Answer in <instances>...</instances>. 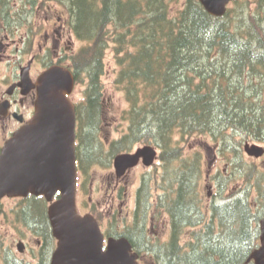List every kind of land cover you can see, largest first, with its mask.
Returning a JSON list of instances; mask_svg holds the SVG:
<instances>
[{
    "label": "trees",
    "instance_id": "trees-1",
    "mask_svg": "<svg viewBox=\"0 0 264 264\" xmlns=\"http://www.w3.org/2000/svg\"><path fill=\"white\" fill-rule=\"evenodd\" d=\"M55 2L67 7L73 32L84 42L73 58L77 81L86 83V100L77 104L84 179L94 164L138 143L160 151L162 171L143 176L132 222L107 232L127 236L157 264H253L248 259L259 245L264 208L255 210L250 186H258L264 198V173L239 162L246 139L264 143V0H234L222 17L209 14L199 0ZM109 49L119 67L114 82L129 107L123 112L127 131L106 145L102 76ZM193 135H207L228 158L231 177L236 170L244 176L246 186L238 195L203 208L202 154H185L182 145ZM155 189L161 192L153 201ZM162 210L169 216V238L153 241L147 224L150 214ZM23 212L31 218L32 211ZM46 212L34 214L45 226L38 234L46 238L42 252L49 257L55 240ZM189 228L191 237L182 242ZM3 260L26 264L10 252Z\"/></svg>",
    "mask_w": 264,
    "mask_h": 264
},
{
    "label": "water",
    "instance_id": "water-1",
    "mask_svg": "<svg viewBox=\"0 0 264 264\" xmlns=\"http://www.w3.org/2000/svg\"><path fill=\"white\" fill-rule=\"evenodd\" d=\"M206 11L223 16L233 0H199ZM75 77L70 69L53 65L38 78L35 113L5 143L0 156V200L4 196L44 195L53 234L58 239L51 264H139V254L126 236L108 238L92 213L80 214L77 208L76 105L70 98ZM245 152L264 155V146L246 143ZM157 149L144 145L135 152L114 158L118 177L141 161L154 164ZM60 193V197L55 198ZM261 245L249 261L264 264V217L260 220ZM23 250L22 242L18 244Z\"/></svg>",
    "mask_w": 264,
    "mask_h": 264
},
{
    "label": "rangeland",
    "instance_id": "rangeland-1",
    "mask_svg": "<svg viewBox=\"0 0 264 264\" xmlns=\"http://www.w3.org/2000/svg\"><path fill=\"white\" fill-rule=\"evenodd\" d=\"M55 4L59 5L63 10L67 8L60 3L55 2ZM25 25L21 24L23 32L27 29ZM79 45L80 42L76 41L75 47ZM14 49L15 46L11 51H14ZM113 55V51L109 49L105 57L106 73L102 76L105 117L101 129V137L106 145H109L113 139L120 137L127 131L128 127L126 120L123 119V112L128 109L129 104L125 98L124 92L119 90L114 82L119 67ZM85 89V82L76 83L74 92L71 95L76 103L86 100L84 99ZM177 135L176 139L180 138L178 133ZM245 142L254 143L255 141L246 139L244 143ZM260 144L264 145V143ZM182 145L185 147V154L195 152H201L202 154V177L199 179L198 190L203 208L214 199L223 201L225 200L224 198L238 195L242 188L246 186V180L243 175H240L238 170H236L237 174L231 177L233 174V164L229 163L225 155L216 152V149L211 145L207 135H193L187 137L185 141L182 142ZM139 147H143V144H136L131 151L135 152ZM242 149L244 157L239 164L244 167L255 165L261 173H264V156L260 158L249 156L244 150V144ZM159 152L160 151H158V153ZM115 156L103 163L94 164L88 171V177H86L85 180L82 174V178H79L81 184L80 187L78 186L77 192L79 211L81 213L93 211L96 218L102 223L103 228L107 227L112 230V227L124 229L127 224L132 222L133 211L136 204V192L143 181V176L151 173L160 175V171H162L161 160L159 157H156L152 166L146 167L141 162L138 166L132 168L126 176L118 177L114 167ZM250 189V201H253L254 204L257 203L254 206L255 210L257 211L258 209L257 205L261 209L264 208V198L258 186H250ZM245 191L247 194L248 189ZM158 192H161V190H154L152 197L153 201ZM220 193L225 197H221ZM15 203V200H6L4 208L8 210V208L15 205ZM260 215L263 216L261 212ZM27 216H29V214L22 211L19 215V217L22 218L20 221L18 217H14V211H2L0 213V264H3V250L7 247V250H9L8 252L20 260L31 262L36 260L35 254L39 248L38 240H40L41 237L40 234L36 232L38 231L37 228L34 229L30 227L32 219H26ZM258 224H260V222H258ZM191 229L192 228L187 229L186 233L182 235V242L187 241L191 237ZM147 230L149 235L152 236H150V238L153 241H156L155 239L166 241L170 234L169 216L163 210L160 211L159 215L150 214ZM20 241H22L24 245L23 252H20L18 249V243ZM55 245L56 243L54 241V246ZM141 254L146 256V261L151 262V264H157L150 253L142 252ZM146 261L143 260L142 264H147L144 263Z\"/></svg>",
    "mask_w": 264,
    "mask_h": 264
},
{
    "label": "flooded vegetation",
    "instance_id": "flooded-vegetation-1",
    "mask_svg": "<svg viewBox=\"0 0 264 264\" xmlns=\"http://www.w3.org/2000/svg\"><path fill=\"white\" fill-rule=\"evenodd\" d=\"M65 9L67 11L55 4V0H0V156L7 140L34 116L39 76L51 66L60 65L69 68L77 79L73 58L84 43L73 32L69 11ZM21 24H26V31H22ZM76 41L80 42L78 47H75ZM14 46V51H11ZM81 173L79 178H82ZM80 184L79 180V187ZM6 200H15L16 203L6 210ZM39 202L42 208L37 207ZM48 206L44 195L5 196L0 200V213L14 211V217L21 221L19 215L22 211H32L30 227L37 228L38 233L45 226H40L34 211H47L48 217ZM101 227L105 240L109 236H117L109 234L107 227ZM40 237L36 260H22L24 263L50 264L53 250L47 257L42 252L46 238L43 234ZM7 249L4 248V254L8 253ZM145 258L140 253L141 264ZM144 263L151 264L149 261Z\"/></svg>",
    "mask_w": 264,
    "mask_h": 264
}]
</instances>
